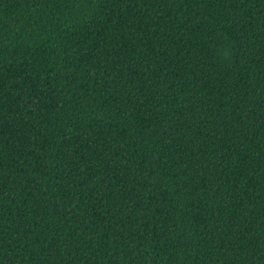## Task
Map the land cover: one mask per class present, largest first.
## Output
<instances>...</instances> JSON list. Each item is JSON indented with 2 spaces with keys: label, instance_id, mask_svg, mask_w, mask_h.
<instances>
[{
  "label": "trees",
  "instance_id": "obj_1",
  "mask_svg": "<svg viewBox=\"0 0 264 264\" xmlns=\"http://www.w3.org/2000/svg\"><path fill=\"white\" fill-rule=\"evenodd\" d=\"M0 264H264V0H0Z\"/></svg>",
  "mask_w": 264,
  "mask_h": 264
}]
</instances>
